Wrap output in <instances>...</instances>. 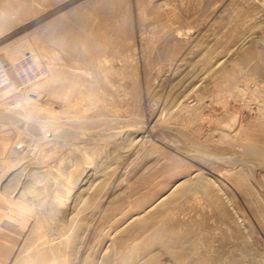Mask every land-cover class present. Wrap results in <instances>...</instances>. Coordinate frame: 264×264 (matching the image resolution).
<instances>
[{"label":"rangeland","instance_id":"obj_1","mask_svg":"<svg viewBox=\"0 0 264 264\" xmlns=\"http://www.w3.org/2000/svg\"><path fill=\"white\" fill-rule=\"evenodd\" d=\"M26 54L0 264H264V0H0V61Z\"/></svg>","mask_w":264,"mask_h":264},{"label":"built area","instance_id":"obj_2","mask_svg":"<svg viewBox=\"0 0 264 264\" xmlns=\"http://www.w3.org/2000/svg\"><path fill=\"white\" fill-rule=\"evenodd\" d=\"M47 75V68L32 54H26L13 65L0 61V90L11 85L14 78L18 91L28 94L29 88Z\"/></svg>","mask_w":264,"mask_h":264},{"label":"water","instance_id":"obj_3","mask_svg":"<svg viewBox=\"0 0 264 264\" xmlns=\"http://www.w3.org/2000/svg\"><path fill=\"white\" fill-rule=\"evenodd\" d=\"M30 96L33 97V98L35 97V95H33V94H30Z\"/></svg>","mask_w":264,"mask_h":264}]
</instances>
